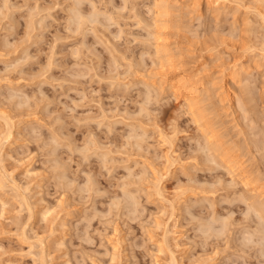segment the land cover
I'll return each mask as SVG.
<instances>
[{
	"label": "rangeland",
	"instance_id": "374dc122",
	"mask_svg": "<svg viewBox=\"0 0 264 264\" xmlns=\"http://www.w3.org/2000/svg\"><path fill=\"white\" fill-rule=\"evenodd\" d=\"M162 3L0 0V264H264V0Z\"/></svg>",
	"mask_w": 264,
	"mask_h": 264
},
{
	"label": "bare ground",
	"instance_id": "6f19581e",
	"mask_svg": "<svg viewBox=\"0 0 264 264\" xmlns=\"http://www.w3.org/2000/svg\"><path fill=\"white\" fill-rule=\"evenodd\" d=\"M161 1L164 3V5H163V8L164 9H167V7H166L167 6L166 5L167 3H173L174 4V3L178 2V0H161ZM162 4H161V6H162ZM164 9H163V11H164ZM181 74L182 75L175 76V77H173L171 79V84L169 85V87L171 86L172 92H174L175 94H178V95H181L182 96L183 101H184L183 103H185L186 107L189 110H194V109L196 110L197 107L199 106L200 102H201L203 93L206 92V91L203 92V90H204L203 88L204 87L203 88L201 87L200 89H198V88H193L191 86L190 87L185 86V84H183L184 83L183 80L186 78L185 77L186 72L185 71H182ZM229 80H230V82H236L237 81V76L236 75H231L227 81H229ZM9 119H10V117H9ZM11 124L12 123H10V125ZM12 126H11V128H12ZM2 133H4L2 136L4 137L3 139H4L5 143H6L7 141H9V139L12 136V129L9 128V129H7L6 132H2ZM227 152H229V150ZM224 154H225V156H224L225 158H226V156L229 157V160L227 159L228 163L230 161V162H232L233 165H236L237 164V167H239V169H241L240 168L241 167V164L238 166V162L239 161H238L236 155H232V154L229 153L230 155L228 156V155H226V153H224ZM234 168H236V167H234Z\"/></svg>",
	"mask_w": 264,
	"mask_h": 264
}]
</instances>
